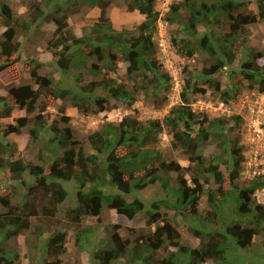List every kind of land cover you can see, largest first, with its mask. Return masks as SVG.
Listing matches in <instances>:
<instances>
[{
  "label": "trees",
  "instance_id": "obj_1",
  "mask_svg": "<svg viewBox=\"0 0 264 264\" xmlns=\"http://www.w3.org/2000/svg\"><path fill=\"white\" fill-rule=\"evenodd\" d=\"M115 1L60 0L54 3L53 12L46 14L40 1L30 0L25 18L13 15L12 7L0 0L5 27L0 35V55L9 60L19 48L17 37L25 36L38 22L52 23L55 30L44 51L52 55L62 71L79 72L75 75L76 89H63L53 82V77H39L27 63L24 68L39 90L29 86L9 90L18 109L35 114L29 119H17V127H2L0 123V134H20L26 128L30 142L39 147L34 161L12 160L11 155L5 159L10 144L0 139V170L7 169L16 182H21L25 174L34 178V188L39 192L29 193L13 205L7 195L0 197V264H38L39 244L43 247L44 264H67L70 258L64 256L70 255L71 248L77 255L88 253L90 264H243L238 250H247L257 236L264 259V201L256 198L257 191L264 194V173L253 170L251 179L244 180L242 185L237 183L244 159L225 130L231 122L242 120L234 116L208 119L194 113L187 104L191 88L203 92L196 87L194 69L189 64L197 55L202 57L200 79L208 80L239 62L245 50V61L240 67L243 78L251 87L257 86L260 93L264 92V47L247 45L250 26L264 23V0H256V12H243L234 0H174L164 17L155 9L156 0H123L129 11H137L143 17L134 30L113 27L107 10ZM82 7L98 8L99 17L81 36L69 35L68 19ZM160 19L172 29L169 38L175 54L188 62L182 70L181 102L172 106L161 120L141 123L136 117L125 116L118 123L105 122L87 136V149L72 136L67 117L62 115L52 122L45 118V110L57 101L61 103V114L72 107L84 117L104 111L102 105L108 98L128 106L141 98L154 109L163 108L168 100L160 96L161 86L172 78L163 68L157 48ZM211 22L225 30L216 40V47L210 39L212 35L197 38L199 28ZM120 64L127 65L123 79L130 88L116 79ZM3 70L13 79L19 77L12 62L0 66V72ZM86 76L92 80L80 85ZM208 82L215 91L219 90L217 81ZM234 89L228 85L220 93L221 99L236 100L239 89ZM46 128L53 136L44 140ZM163 133L172 138L174 149L187 156L189 180L183 176L186 170L167 161L158 151L155 142ZM209 139L217 142L219 154L204 157L200 145ZM225 154L228 159H224ZM230 163L225 175L220 167L226 168ZM210 177L216 189L206 186ZM63 182L77 185L76 206L67 207L66 220L57 221L61 227L49 235L37 230L26 238L24 234H28L36 215L52 219L57 206L69 200ZM150 185L158 186L164 199L153 201L147 209L139 199L128 201L103 192L105 186H110L129 195ZM230 201L232 207L228 211L225 206ZM105 206L128 220L142 217L147 229L134 231L132 238H122L113 228H106L104 239L94 243L92 236L97 230L85 221L98 216ZM180 223L185 226V235L197 240L195 246L176 229ZM20 235L25 236L24 245L29 249V256L22 258L4 247Z\"/></svg>",
  "mask_w": 264,
  "mask_h": 264
},
{
  "label": "rangeland",
  "instance_id": "obj_2",
  "mask_svg": "<svg viewBox=\"0 0 264 264\" xmlns=\"http://www.w3.org/2000/svg\"><path fill=\"white\" fill-rule=\"evenodd\" d=\"M6 4L12 7L13 15L21 16L26 18V9L27 2L30 0H1ZM41 2V7L47 13H51L54 10V3L60 0H38ZM174 0H156L155 9L159 12L161 17H164L169 10V6ZM239 4L240 10L243 12H256V0H234ZM29 4V2H28ZM108 16L112 22L113 27L116 30L129 29L134 30L136 26L143 20V17L137 11H129L127 9V5L123 0H117L112 3L108 7ZM99 17V9L98 8H84L82 7L80 11L69 17L68 19V28L67 33L69 35H75L77 37L81 36L84 29L91 25L96 19ZM1 16H0V35L5 31L4 25H2ZM158 32L166 37L168 40V44L170 45L169 32L172 29L168 28L163 20H159L157 23ZM55 30V25L45 24L43 22H38L34 24L28 33L25 36L17 37L19 41V48L17 52L14 54L12 58L7 60L4 56L0 55V66L6 65L10 62L14 63L16 68L19 71V77L17 79H13L11 75L3 70L0 72V98L3 99L0 103V123L2 127H7L8 125H13L17 127V119L26 118L29 119L33 114L26 113L25 110L18 109L9 96V90L11 88L19 87V86H29L33 89L39 90L38 85L35 84V80L32 79L29 73L26 72L24 66L25 64H29L30 68H33L36 74L39 77H53V82L58 84L63 89H76L77 80L75 79V75L79 72L76 69H70L67 72L59 69L52 55L44 51V45L51 38L53 32ZM225 30L217 26L214 22L207 26H201L199 28V32L197 38H201L203 36H210L212 44L216 47V40L219 39ZM248 47L261 49L264 47V23L251 25L249 28V36H248ZM171 55L168 58H161L163 63V68L169 72L170 69L174 70L178 75V86L176 87L172 81L168 83H163L161 86L160 96L167 97V104L161 109H154L153 105L149 106L142 102L141 98H138L137 102L132 106H128L124 102L115 101L113 99L108 98L107 102L104 103L103 109L104 111L99 112L95 116L84 117L81 113L76 109L69 107L65 112L61 114L59 112V107L61 103L59 101L55 102L51 107L45 110V118L52 122L55 119L60 120V117L63 115L68 118V126L74 136L75 140L80 143V145H84L88 149V145L85 144L87 136L92 133L94 130L99 128L105 122L118 123L125 116L136 117L141 123H145L148 120H161L169 111V109L177 105L181 102L180 92L183 87L184 77L182 76L183 66L188 64L185 61L181 60L174 52L173 48H170ZM245 50L242 54V58L239 62L229 65L226 68L221 69L217 74L208 78L200 79L199 70L202 67V57L194 56L189 60L190 67L194 69V77L197 80L196 87L198 89H203V92L197 93V90H189L187 93V104L190 109L194 113H198L199 115H206L208 119L213 118H229L231 115L221 114L217 111V105L220 101H226L228 105L237 101L241 96L245 94L251 93H260L257 86L251 87L250 83L246 81L241 73V65L245 61ZM33 61V62H32ZM126 64H120L117 68L116 79L120 83H124L123 77L126 74ZM123 79V80H122ZM92 80L91 76H86L83 82H80V85ZM183 80V81H182ZM209 80H215L219 83V90L215 91L214 88L210 87ZM127 85V84H126ZM229 85V88L232 90L239 89L236 100H231L233 98H229L227 100H222L220 97V93L225 90V88ZM128 86V85H127ZM130 88V84L128 86ZM234 110V108H233ZM233 127L232 129H229ZM245 121L242 120L240 123L231 122L226 127V132L229 137L232 139V144L234 148L239 150V154L243 157L244 161L241 163L240 168V179L237 180L239 185H242L244 180L251 179L253 177V170L262 171L264 173V153L258 157L257 167L253 169L245 167V161L248 160L250 151L254 150L252 146L246 139L245 136ZM197 126H194V131H197ZM43 132L44 140L51 138L53 135L49 132L48 128H46ZM3 137V139H2ZM0 139L2 142L10 144V150L5 154L4 158H9L11 155V159L23 158L25 161H34L35 154L37 152L38 145L32 144L29 140L28 131L26 128L21 130L20 134L11 133L7 136H3L0 134ZM160 140V141H159ZM159 140H156V147L160 152L161 156L164 157L167 161L171 160L176 162L181 169L186 170L183 173V176L189 180V173L187 172V168H189V161L187 156L180 154L176 149H174L171 145L172 138L169 134L163 133L160 134ZM217 142L213 139H209L205 144L200 145V152L204 157H207L212 154H219V150L216 147ZM78 149V148H77ZM259 149L262 147L259 146ZM228 151H230L228 149ZM229 155L225 154L224 159H228ZM250 159V158H249ZM36 163V162H34ZM228 166L225 168L223 166L220 167V171L225 175L229 173ZM227 169V170H226ZM47 173V172H46ZM260 173V172H259ZM257 175V174H256ZM264 175V174H263ZM35 180L34 178L24 175L21 182H16L11 180L9 171L0 170V197L7 195L10 198L11 205L21 202L23 197H26L29 193H37L39 190L34 188ZM207 187L211 189H216L217 186L214 183L213 178L210 177L208 181ZM62 187H64L68 192V201H64L57 206V214L54 218H43L41 215H36L32 219V226L29 230L28 234H24L27 236L31 232H35L37 230L45 232V236L49 235L53 232L57 227L56 222H64L66 220V209L67 207L76 206L75 202V194L77 192V185L73 182H63ZM158 186L150 185L145 188V190L141 192L130 193L129 195H123L115 188L110 186H105L103 188V192L105 195L116 196L119 195L125 198L128 201H133L135 199H139L146 207H149L153 201L163 200V195L161 192L157 191ZM227 189V188H226ZM256 198L258 201H264V194L262 191L256 192ZM232 207V201H230L225 208L230 211ZM38 209V208H37ZM39 212V209L37 210ZM180 222L181 220L178 219ZM85 224L90 225L91 228L96 229V233L92 236L94 243H98L100 240L104 239L106 232V228H113L114 231H117L122 238L130 237L132 238L133 232L139 229H147V225L145 220L137 216L132 220H128L125 217L119 215L115 210L109 209L108 207H103L101 213L96 217H90L85 221ZM151 230L154 229L152 225L150 227ZM178 232L183 236V238L192 246L197 244V240L194 238L185 235V226L180 223L176 226ZM131 231V232H129ZM20 235L16 240H10L9 243L5 244L4 247L6 249H12L16 251V253L23 257V255L29 256V249L24 245V237ZM260 238L257 236L253 239L251 246L247 250H238V256L240 257L243 264H264V259L262 256V248L259 243ZM40 245V250L38 251V264H44L43 257V247ZM72 247V246H71ZM70 258L67 264H90V258L88 253L82 252L81 255H77L72 248L70 249V255L64 256V259ZM22 264H25L23 261ZM210 264V263H206Z\"/></svg>",
  "mask_w": 264,
  "mask_h": 264
},
{
  "label": "built area",
  "instance_id": "obj_3",
  "mask_svg": "<svg viewBox=\"0 0 264 264\" xmlns=\"http://www.w3.org/2000/svg\"><path fill=\"white\" fill-rule=\"evenodd\" d=\"M159 55L162 58L170 56V50L164 35L159 31V38L157 43ZM171 81L178 86V75L174 70L170 69ZM235 107H229L224 102H219L217 109L226 114H237L245 120L246 139L254 148L250 151L247 165L249 168L253 166L256 169L258 166L257 160L262 153H264V122L262 115L264 114V92L245 94L239 98ZM234 108V110H233ZM259 146L262 149H259Z\"/></svg>",
  "mask_w": 264,
  "mask_h": 264
},
{
  "label": "clouds",
  "instance_id": "obj_4",
  "mask_svg": "<svg viewBox=\"0 0 264 264\" xmlns=\"http://www.w3.org/2000/svg\"><path fill=\"white\" fill-rule=\"evenodd\" d=\"M165 37V36H164ZM158 38H159V32H158ZM165 39H166V37H165ZM158 41V40H157ZM167 41V40H166ZM167 44H168V42H167ZM168 47H169V50H170V48H171V46L168 44ZM171 55V54H170ZM162 58V57H161ZM169 73H170V71H169ZM171 76V75H170ZM242 97V96H241ZM239 100V99H238ZM238 100L237 101H235V102H233V103H231L230 105H228V103L226 102V101H220V102H224L226 105H228L229 107H235L237 104V102H238ZM218 106V105H217ZM217 109V108H216ZM217 111H218V109H217ZM218 112H220L221 114H226V113H222L221 111H218ZM227 115H231V116H234V117H239L240 118V120H244L242 117H240V115H237V114H232V113H230V114H227ZM230 116V117H231ZM245 121V120H244ZM246 124V123H245ZM244 130H245V127H244ZM245 136H246V131H245ZM247 162H248V160L247 161H245V167H248L249 168V166L247 165Z\"/></svg>",
  "mask_w": 264,
  "mask_h": 264
},
{
  "label": "bare ground",
  "instance_id": "obj_5",
  "mask_svg": "<svg viewBox=\"0 0 264 264\" xmlns=\"http://www.w3.org/2000/svg\"><path fill=\"white\" fill-rule=\"evenodd\" d=\"M262 120H263V122H264V114L262 115Z\"/></svg>",
  "mask_w": 264,
  "mask_h": 264
}]
</instances>
